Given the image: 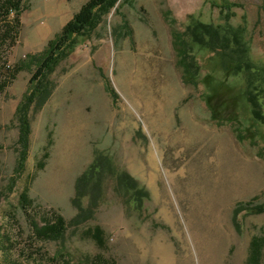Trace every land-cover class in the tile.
<instances>
[{"label": "rangeland", "instance_id": "obj_1", "mask_svg": "<svg viewBox=\"0 0 264 264\" xmlns=\"http://www.w3.org/2000/svg\"><path fill=\"white\" fill-rule=\"evenodd\" d=\"M86 1L25 0L9 53L21 69L0 95V193L15 168V112L36 68L32 57ZM228 3L233 24L245 17L251 58L264 68V0H117L59 61L49 97L30 109L26 170L9 196L0 194V264H162L158 235L171 264H246L252 236L264 233V211L255 209L264 204V119L253 116L243 74H227L206 47L197 51L198 83L185 80L173 39L190 15L223 23ZM96 153L112 167L99 204L87 196L79 207L76 182ZM117 171L137 180L142 203L118 186ZM25 187L39 220L65 218L63 239L34 236L18 203ZM97 225L103 245L90 239Z\"/></svg>", "mask_w": 264, "mask_h": 264}, {"label": "trees", "instance_id": "obj_2", "mask_svg": "<svg viewBox=\"0 0 264 264\" xmlns=\"http://www.w3.org/2000/svg\"><path fill=\"white\" fill-rule=\"evenodd\" d=\"M116 2L117 0L86 1L72 19L63 25L55 38L49 41L44 52L32 57L33 61L37 62L36 68L30 78L28 91L24 94L15 112V119L19 124L15 168L5 186L4 193H0L1 195L9 196L26 170L32 133L30 109L33 104L39 106L44 104L49 97L52 89L49 74L59 61L67 57L81 39L85 38L103 20ZM233 5L235 3L223 5V23L204 22L190 15L189 22L183 30L173 31L179 63L183 68L185 80L197 84L201 72L197 51L201 47H206L214 52L227 74H243L246 82L245 94L251 104L253 116L264 119L261 102L258 99V90H263L260 85L264 81V68L258 67L251 58L250 43L246 38L245 17L243 23L235 25L231 22V14L227 9ZM25 8V0H0V95L21 69L20 66H12L9 63V53L17 43L22 27L21 14ZM171 20L176 22L175 19ZM40 166L43 167L44 163L40 162ZM109 167H112L111 159L105 154L96 153L94 160L77 179V194L74 199L77 206L81 207L82 199L87 196H92V204L95 206L99 204L103 191L104 174ZM115 177L119 187L131 192L135 202L142 203L147 193L133 176L125 171H117ZM18 203L27 213L33 234L37 239L61 240L64 238L67 229L65 218L60 216L53 221L39 220L37 215L34 216L31 213L34 199L30 196L27 187L20 192ZM88 209V206L84 210L82 208L83 212ZM255 209L264 211V204L258 205ZM88 232L94 243L104 244L105 230L101 226L97 225ZM6 264L20 263L8 261ZM92 264L97 263L93 261ZM246 264H264V233L252 236Z\"/></svg>", "mask_w": 264, "mask_h": 264}, {"label": "bare ground", "instance_id": "obj_3", "mask_svg": "<svg viewBox=\"0 0 264 264\" xmlns=\"http://www.w3.org/2000/svg\"><path fill=\"white\" fill-rule=\"evenodd\" d=\"M164 211H166V210H164ZM168 218L171 219V220L174 219V217H173V215L171 213L168 215ZM155 244H156V247H157L156 248L157 249V254L159 255L157 257L159 258L160 263H162V264H171L173 259H172L171 255L169 256V253H168L169 246H168V244L165 241V237L163 235H158V237L155 240ZM164 250L167 251V255L164 253Z\"/></svg>", "mask_w": 264, "mask_h": 264}]
</instances>
